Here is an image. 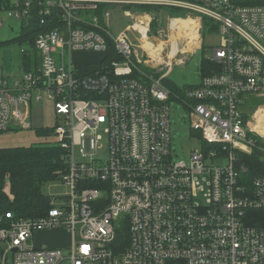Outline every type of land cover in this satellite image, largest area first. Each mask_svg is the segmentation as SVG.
<instances>
[{
	"label": "built area",
	"instance_id": "2783aa9c",
	"mask_svg": "<svg viewBox=\"0 0 264 264\" xmlns=\"http://www.w3.org/2000/svg\"><path fill=\"white\" fill-rule=\"evenodd\" d=\"M115 6L166 16L124 9L133 23L114 37L102 22ZM2 12L63 22L38 35L34 72L0 77V132L32 129L36 107L51 102L70 191L42 217L0 216V264H264V173L245 160L264 161V107L243 110L264 96V0H13ZM205 31L220 36L204 58L221 70L175 97L203 143L178 162L164 80L203 54ZM85 54L101 60L79 64ZM59 231L66 247L37 245Z\"/></svg>",
	"mask_w": 264,
	"mask_h": 264
},
{
	"label": "rangeland",
	"instance_id": "374dc122",
	"mask_svg": "<svg viewBox=\"0 0 264 264\" xmlns=\"http://www.w3.org/2000/svg\"><path fill=\"white\" fill-rule=\"evenodd\" d=\"M124 9L125 8H121L120 6L112 7L111 19L108 22H102V26L106 27L114 37H117L120 33L124 32L127 27L133 23L131 19L125 17ZM129 11L135 15H143L145 13L143 11H139L137 8ZM164 15L166 16L164 13L152 14L153 17L156 16V18H159L162 22H164ZM172 15L183 17V14L181 13H172ZM0 21H2V24L0 25V43H3L0 45V77H4L23 71V53L25 51H30V44L28 41L23 43L16 41V38H18L21 32L23 23L22 20L12 17L10 18L8 17L7 12H2L0 13ZM162 28H165V25H163ZM156 31H158V29L153 27L151 36H155ZM204 35L205 49L203 54L200 52V54H195V56H184L185 60L187 58V63L185 65L175 67L169 75V79L173 84L179 87L186 85L196 86L200 84L202 78L200 69L201 55L203 58L212 57L213 49L220 46L221 43L220 36L217 34L205 31ZM164 40H166L165 37L162 38V41ZM194 52L195 50H193V52L192 50H186L183 54ZM100 60L101 56L98 54H85L81 56L79 64L83 65L85 61L91 64H96ZM30 63H35L34 55L30 58ZM152 73L155 74L156 70H153ZM178 96L182 99L186 98V96ZM252 100V103L247 100L243 107L244 111L250 112L251 114L257 112L260 107H264V96L256 97ZM36 109L37 111H35L33 115L34 127L32 129L0 132V149L31 147L46 143H53L54 145V143L58 141L55 133L48 138H40L36 136V129H56L58 118L55 113L54 105L49 101H44L42 104L37 106ZM170 120L173 157L178 162L185 161L186 163H190L191 155L195 151L203 150V143L193 134L191 130L190 117L184 106L177 100H173L170 103ZM221 164H226V162L223 161ZM69 191L70 189L59 181L47 183L43 187L44 194L50 197H61L67 195ZM35 241L37 242V245H42L44 247L64 248L70 243L71 238L66 234V232L59 231L56 233H39L35 237ZM10 258H12V255H10Z\"/></svg>",
	"mask_w": 264,
	"mask_h": 264
},
{
	"label": "trees",
	"instance_id": "16d2710c",
	"mask_svg": "<svg viewBox=\"0 0 264 264\" xmlns=\"http://www.w3.org/2000/svg\"><path fill=\"white\" fill-rule=\"evenodd\" d=\"M12 1L0 0V10L9 8ZM125 9L132 10L133 7L128 6ZM137 9L143 12L162 13V9L148 6ZM22 22L21 32L16 41L20 43L28 41L30 44V51L23 53L22 68L26 72H34L39 65V59L36 57L38 35L62 27L63 22L55 15L48 20L46 26L41 25V19L35 12L28 21ZM207 24L208 21H205V25ZM155 25L156 22H153V26ZM33 55L35 63L31 64L30 58ZM200 69L202 78L220 73L221 70L216 63L205 58ZM164 84L171 92V100H175L178 95L186 96V92L194 88L187 85L179 87L170 79H165ZM53 133L54 130L49 128L36 129V136L40 138H48ZM64 156L65 151L53 143L0 149V216L8 212L14 213L18 218H37L46 215L51 208V197L44 194L43 187L47 183L60 181L65 175L67 167ZM245 160L248 167L264 173V161L260 156L254 154ZM7 186L9 194L6 191Z\"/></svg>",
	"mask_w": 264,
	"mask_h": 264
},
{
	"label": "bare ground",
	"instance_id": "6f19581e",
	"mask_svg": "<svg viewBox=\"0 0 264 264\" xmlns=\"http://www.w3.org/2000/svg\"><path fill=\"white\" fill-rule=\"evenodd\" d=\"M187 24H188V23H187ZM137 28H138L142 33H144V35H145L146 30H145L144 28H142V27H140V26H137ZM192 40H193L192 44H193L194 46H197V43H196L197 36H196V35L192 34ZM174 45H176V43H174ZM146 48H147L148 51H151V50H152V46H151L150 44H147ZM191 50H192V49H191ZM175 52H176V51H175ZM192 52H193V50H192Z\"/></svg>",
	"mask_w": 264,
	"mask_h": 264
},
{
	"label": "crops",
	"instance_id": "0c3cea01",
	"mask_svg": "<svg viewBox=\"0 0 264 264\" xmlns=\"http://www.w3.org/2000/svg\"><path fill=\"white\" fill-rule=\"evenodd\" d=\"M16 131V130H15ZM12 132V131H11Z\"/></svg>",
	"mask_w": 264,
	"mask_h": 264
}]
</instances>
